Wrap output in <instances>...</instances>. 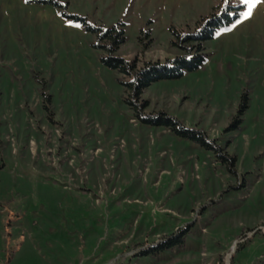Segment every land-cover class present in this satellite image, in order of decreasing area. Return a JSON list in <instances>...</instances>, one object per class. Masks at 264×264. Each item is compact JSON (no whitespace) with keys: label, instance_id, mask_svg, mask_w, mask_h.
<instances>
[{"label":"rangeland","instance_id":"obj_1","mask_svg":"<svg viewBox=\"0 0 264 264\" xmlns=\"http://www.w3.org/2000/svg\"><path fill=\"white\" fill-rule=\"evenodd\" d=\"M244 8L0 0V264H264V2L248 19ZM213 12L222 24L203 44L207 62L141 98L202 130L232 169L142 124L128 79L97 47L116 25L126 60L172 64L176 33Z\"/></svg>","mask_w":264,"mask_h":264},{"label":"trees","instance_id":"obj_2","mask_svg":"<svg viewBox=\"0 0 264 264\" xmlns=\"http://www.w3.org/2000/svg\"><path fill=\"white\" fill-rule=\"evenodd\" d=\"M221 19L216 13L202 17L197 23L196 29L192 32H177L178 39L173 41V46L180 52L173 59L172 64L161 62H145L144 66L138 68L136 60L129 62L122 55L118 54L119 46L125 41L124 30L119 26L100 30L98 48L106 52L102 59L104 64L118 70L128 81L123 84L128 92L127 103L134 110L136 118L142 124L164 127L177 136L189 138L197 142L206 150H214L219 153L218 157L232 169L235 165V156L221 153V150L207 139L206 134L200 129H190L184 126L174 116L164 112H146L148 102L141 98L144 90L154 81L164 78H177L185 71H192L202 67L207 62V55L204 52V42L213 37L216 27L221 25ZM246 96L243 95L239 113L246 109ZM238 122V119L236 120Z\"/></svg>","mask_w":264,"mask_h":264},{"label":"snow or ice","instance_id":"obj_3","mask_svg":"<svg viewBox=\"0 0 264 264\" xmlns=\"http://www.w3.org/2000/svg\"><path fill=\"white\" fill-rule=\"evenodd\" d=\"M223 2L225 4H229L231 2V0H223ZM239 3H242L245 8L244 11H241L239 13V15L244 18V19H248L251 18L252 13H253V9L259 4L264 2V0H238ZM69 25L71 26L72 22L69 21L68 22ZM237 23H240V21H237ZM77 27H79V25H76Z\"/></svg>","mask_w":264,"mask_h":264}]
</instances>
